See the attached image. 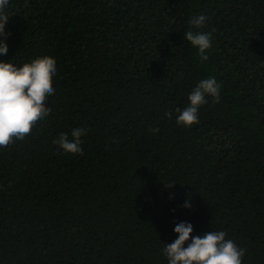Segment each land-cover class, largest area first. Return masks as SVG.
<instances>
[{
  "label": "trees",
  "instance_id": "16d2710c",
  "mask_svg": "<svg viewBox=\"0 0 264 264\" xmlns=\"http://www.w3.org/2000/svg\"><path fill=\"white\" fill-rule=\"evenodd\" d=\"M9 8L0 59H49L58 72L51 114L0 149V264H167L161 249L180 221L190 237L225 231L242 264H264V0ZM188 30L210 33L206 61ZM212 76L219 98L198 123L177 124L175 109ZM74 127L88 130L82 155L53 144Z\"/></svg>",
  "mask_w": 264,
  "mask_h": 264
},
{
  "label": "clouds",
  "instance_id": "9594fccd",
  "mask_svg": "<svg viewBox=\"0 0 264 264\" xmlns=\"http://www.w3.org/2000/svg\"><path fill=\"white\" fill-rule=\"evenodd\" d=\"M9 5L10 0H0V56L8 53L9 33L5 27L12 15ZM205 21L206 16L200 14L192 17L188 23L198 29ZM183 36L197 49L201 61H206V50L211 47L210 33L188 30ZM57 72L56 63L49 59L36 60L30 65L17 63L13 59H0V149H11L14 144L23 143L35 127L51 114L50 97L56 91L53 81ZM219 88L220 84L214 76L198 81L188 93L187 106L175 109L176 123L184 127L198 123L200 106L207 103L208 97L218 99ZM166 115L172 117V113ZM150 130L159 132V128ZM87 131L86 127H74L70 133H59L53 144L63 153L82 155V137ZM183 207H191L189 200H185ZM193 231V224L189 221L175 224V239L164 242L161 249L167 264H242L245 249L226 238L225 231L210 230L190 237Z\"/></svg>",
  "mask_w": 264,
  "mask_h": 264
}]
</instances>
